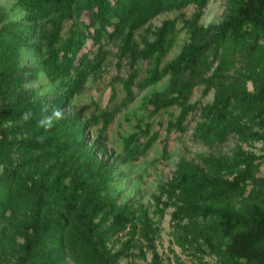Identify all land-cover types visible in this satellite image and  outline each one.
Segmentation results:
<instances>
[{
    "label": "trees",
    "instance_id": "16d2710c",
    "mask_svg": "<svg viewBox=\"0 0 264 264\" xmlns=\"http://www.w3.org/2000/svg\"><path fill=\"white\" fill-rule=\"evenodd\" d=\"M207 2L14 0L17 17L0 4L1 251L4 237L21 239L13 259L0 258V264H142L134 259L147 251L149 264H165L155 239L167 207L183 231L178 238L206 247L217 264H264V175L257 174L264 152L237 145L230 155L179 160L154 196L157 216L141 204L118 201L110 188L118 166L145 155L159 128L138 118L122 136L117 158L96 154L113 116L135 99L133 88L164 77L165 88L152 92L145 105L150 116L180 107L166 132L183 130L187 115L198 112L196 132L205 143L215 145L235 131L261 141L264 150V0H231L223 19L203 23ZM189 4L195 7L191 16L180 13L152 25L157 15ZM179 29L186 40L160 65ZM110 45L129 65L127 77L117 78L125 94L94 113L73 100L100 73ZM40 72L53 85L39 93L30 81ZM201 83L204 94L214 88L212 100L189 102ZM99 123L90 143L89 129Z\"/></svg>",
    "mask_w": 264,
    "mask_h": 264
},
{
    "label": "rangeland",
    "instance_id": "374dc122",
    "mask_svg": "<svg viewBox=\"0 0 264 264\" xmlns=\"http://www.w3.org/2000/svg\"><path fill=\"white\" fill-rule=\"evenodd\" d=\"M231 0H208L207 4L202 8L200 22L209 23L224 18L230 7ZM0 4L5 6L12 17L21 15V9L14 6V0H0ZM194 5L189 4L179 9H172L157 15L152 21V25H159L164 18L173 17L183 13L185 16H191ZM87 19V15H82ZM143 31L137 33L138 39L142 38ZM187 36L184 30L179 29L174 36L172 45L167 51L160 65L171 59L181 49L182 43ZM88 43L86 48L91 50L92 45ZM112 54L108 61L102 67L100 73L90 76L83 90L74 98V104H87L91 112L98 113L104 108H110L119 102L124 96L125 91L122 88V82L117 79L127 77L129 65L125 59H119L113 52L117 46L110 45ZM241 59V58H240ZM145 63V62H144ZM144 63L141 62L142 66ZM243 62L236 61L227 71L234 72L235 66L241 65ZM215 66V64L213 65ZM212 70V69H211ZM208 71L207 73L211 72ZM168 78L164 77L156 83L143 89L134 87L136 93L135 99L124 106L121 111L116 113L106 129V140H102V146L97 157L104 159L106 157L117 158L122 153V136L131 132L137 124L138 118L145 122L152 123V129L159 128L160 135L152 144L145 155L140 156L136 160L127 161L118 166L117 181L111 185V191L117 196L118 201H128L132 207L141 204L149 208L154 213L156 205L154 196L162 192L166 182L171 179L176 163L181 160H190L200 162V158L204 155H227L231 154L237 145L243 149L253 150L257 153L264 152L261 149L262 142L252 139H246L242 134L235 131H229L226 137L217 142L215 145L205 143L197 134L196 126L201 120L198 112H191L183 121V130L172 127L166 132V124L169 119H175L178 112V105H171L161 112L150 116L148 109L150 105H145V99L154 91L163 90L167 84ZM31 85L36 88L37 92H43L52 87V82L40 72L38 77L30 81ZM249 87L251 85L248 83ZM203 83L193 88L189 97V102H197L203 104L212 100L214 88L209 89L207 93H203ZM99 124L89 129L90 143L97 136ZM2 167L0 166V171ZM258 175H264V160L259 166ZM165 199V195L162 196ZM171 207H167L165 213L159 218V234L155 239V245L162 261L165 264H217L216 256L208 251L206 247H196L194 244L184 242L178 238V234L183 232L178 229L176 224L170 218ZM6 245L2 250L0 247V258H6L7 261L13 259L15 253L19 250L20 238H11L6 236L3 238ZM136 244L140 245L141 237L136 236ZM179 241V242H178ZM137 250V249H135ZM151 258L150 251L146 252V257L135 258L134 262L149 264Z\"/></svg>",
    "mask_w": 264,
    "mask_h": 264
},
{
    "label": "clouds",
    "instance_id": "9594fccd",
    "mask_svg": "<svg viewBox=\"0 0 264 264\" xmlns=\"http://www.w3.org/2000/svg\"><path fill=\"white\" fill-rule=\"evenodd\" d=\"M57 116L59 115V113L56 114ZM50 125V124H49Z\"/></svg>",
    "mask_w": 264,
    "mask_h": 264
}]
</instances>
